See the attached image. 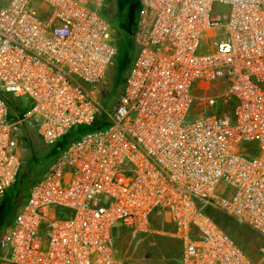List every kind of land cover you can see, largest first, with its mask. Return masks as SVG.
Listing matches in <instances>:
<instances>
[{
    "label": "built area",
    "instance_id": "built-area-1",
    "mask_svg": "<svg viewBox=\"0 0 264 264\" xmlns=\"http://www.w3.org/2000/svg\"><path fill=\"white\" fill-rule=\"evenodd\" d=\"M106 2L0 0V199L24 129L60 147L0 264H141L114 242L122 229L149 234L154 217L175 226L182 264H258L209 209L257 232L264 260V0H138L136 55L110 111ZM205 37L214 43L198 53ZM22 97L31 107L11 105ZM78 126L90 129L61 147Z\"/></svg>",
    "mask_w": 264,
    "mask_h": 264
},
{
    "label": "rangeland",
    "instance_id": "rangeland-1",
    "mask_svg": "<svg viewBox=\"0 0 264 264\" xmlns=\"http://www.w3.org/2000/svg\"><path fill=\"white\" fill-rule=\"evenodd\" d=\"M136 3L137 0H107L106 2V17L113 28V41L118 49L116 60L103 84L107 95L99 97L109 111L117 102L118 91L123 88L125 77L136 55L137 49L133 40L139 21V12L135 14ZM213 43L214 39L209 40L205 37L198 53H204ZM192 94L195 98L203 95L196 86L193 87ZM213 94H215L214 91L210 93V95ZM10 102L11 105L14 103L22 105L24 109L32 105L28 97H22L19 100L11 98ZM200 110L198 103L193 104L189 119L192 120L200 113ZM20 137V153L23 161L21 170L14 186L4 198L0 199V241L11 228L31 187L47 171L58 153L57 144H45L34 128L24 129ZM209 214L255 263L264 264L260 252L263 240L257 232L217 210L209 209ZM121 233L114 242L115 249L121 257L135 261L141 260L142 262L139 261L141 264H182L183 262V243L177 238L162 237L157 240V243L152 244L153 240H150L148 236L150 233L134 238L127 230L122 229ZM147 253L150 254L149 261H147Z\"/></svg>",
    "mask_w": 264,
    "mask_h": 264
},
{
    "label": "crops",
    "instance_id": "crops-1",
    "mask_svg": "<svg viewBox=\"0 0 264 264\" xmlns=\"http://www.w3.org/2000/svg\"><path fill=\"white\" fill-rule=\"evenodd\" d=\"M174 232H175V226L171 222H169L168 219L163 218V217H154L151 222V232L148 236H150V240H153L152 244H155L157 243V240L162 237H171V236L174 237L173 236ZM142 240H144V238ZM147 256H148L147 261H149L150 254L147 253Z\"/></svg>",
    "mask_w": 264,
    "mask_h": 264
},
{
    "label": "trees",
    "instance_id": "trees-1",
    "mask_svg": "<svg viewBox=\"0 0 264 264\" xmlns=\"http://www.w3.org/2000/svg\"><path fill=\"white\" fill-rule=\"evenodd\" d=\"M137 7H136V12L135 14H137L139 12L140 14V8H139V3H138V0H137V3H136ZM138 14V15H139ZM139 17V16H138ZM132 32V31H131ZM130 68V67H129ZM123 89V88H122ZM121 89V91H122ZM121 91H118V96L121 94ZM90 128L87 127V126H78L76 128H73L69 134L65 137V139L63 140L62 144H61V147H64L65 144H67L68 142L74 140V139H77L79 137H81L84 133H86ZM60 147H58V151H59Z\"/></svg>",
    "mask_w": 264,
    "mask_h": 264
}]
</instances>
